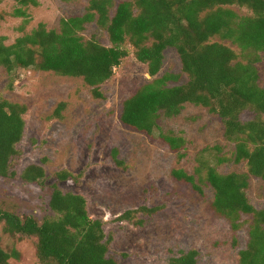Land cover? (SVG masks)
Listing matches in <instances>:
<instances>
[{"label": "trees", "instance_id": "16d2710c", "mask_svg": "<svg viewBox=\"0 0 264 264\" xmlns=\"http://www.w3.org/2000/svg\"><path fill=\"white\" fill-rule=\"evenodd\" d=\"M17 1L22 7L14 13L21 17L28 15L24 6L39 5L38 0ZM113 4V0H90L85 13L62 18L59 29L50 30L41 23L12 44L0 36V66L9 73L34 68L83 78L102 97L99 86L113 77L115 68L128 56L123 47L127 40L136 48L138 60L148 65L151 76L160 73L165 51L175 48L188 82L169 86L168 81L177 76L166 74L143 85L125 100L121 121L152 135L160 112L178 115L189 102L220 116L226 139L236 144L234 161H246L248 173L225 174L207 166L204 177L202 168L197 171L200 181L196 174L181 168L174 169L172 175L201 193L202 183L211 185L214 211L228 218L234 228L239 227L241 214L251 215L250 238L239 252V264H264V209L252 205L245 191L250 175L264 179V87L259 85L257 66L259 52H264V0H124L111 16ZM235 5L248 8L251 14H238L231 8ZM93 22L106 29L112 46L81 35ZM216 36L237 45L247 62L238 61V53L230 45L213 41ZM64 105H59L55 117H61ZM27 112L26 104L0 99V177L18 175V145L24 138ZM247 113L253 116L245 119ZM160 136L178 152L186 142L170 133ZM114 159L123 164L116 149ZM20 177L26 183L47 184L46 169L39 164L25 168ZM55 177L61 182H78L82 174L64 169ZM50 207L54 214L41 221L33 214L21 215L0 206V223L6 234L35 238L42 264H122L111 254L113 237L107 234L105 221L91 217L83 194L55 183ZM158 211L159 207L144 205L125 211L118 220L144 225L142 216ZM19 256L16 249L9 252L0 241V264H10L11 258ZM199 256L197 249L180 250L168 264H198Z\"/></svg>", "mask_w": 264, "mask_h": 264}, {"label": "rangeland", "instance_id": "374dc122", "mask_svg": "<svg viewBox=\"0 0 264 264\" xmlns=\"http://www.w3.org/2000/svg\"><path fill=\"white\" fill-rule=\"evenodd\" d=\"M90 0H38V6H24L26 17L16 16L22 7L17 0H0V36L12 44L19 36L31 33L41 23L47 29H59L61 20L83 14ZM124 0H113L111 16ZM240 15H250L246 7L231 6ZM85 39L95 37L112 46L109 33L97 22L81 32ZM230 45L238 61L247 62L246 54L230 40L214 37L213 41ZM152 42L149 41V44ZM123 47L128 56L115 68L111 79L99 86L102 97L83 78L62 76L53 71L18 68L9 73L0 66V99L26 104V128L18 145L15 178L0 177V206L21 215L33 214L39 220L54 214L50 207L52 185L83 194L92 218L105 221L113 237L111 254L122 264H168L180 250L197 249L198 264H239V252L249 241L252 216L241 214L238 228L219 216L212 206L214 188L202 183L203 193L192 184L172 175L176 168L197 174L212 166L221 173H248L246 161H234L236 144L226 139L220 116L207 107L187 103L178 115L163 112L152 135L121 121L125 100L143 85L166 74L177 76L169 86L188 82L178 51L168 48L160 73L151 76L148 65L139 61L136 48L127 40ZM259 85L264 87V52H259ZM61 117H55L59 105ZM247 113L245 119L251 118ZM182 136L184 147L178 152L161 138V133ZM123 164H117L114 150ZM180 153L183 156H180ZM31 164L42 165L47 184L26 183L20 174ZM67 169L81 173L78 182L59 181L56 173ZM202 182V181H201ZM200 182V183H201ZM249 201L264 209V179L250 175L245 189ZM159 207L152 216H142L144 225L120 221L118 217L141 206ZM0 223V241L9 252L17 250L19 258L10 264H42L36 253L35 238L6 234Z\"/></svg>", "mask_w": 264, "mask_h": 264}]
</instances>
